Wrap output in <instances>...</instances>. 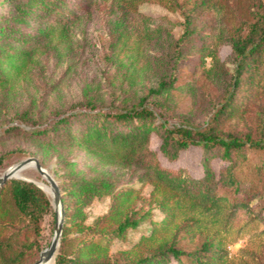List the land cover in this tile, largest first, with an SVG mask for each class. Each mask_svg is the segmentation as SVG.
<instances>
[{"label": "trees", "instance_id": "16d2710c", "mask_svg": "<svg viewBox=\"0 0 264 264\" xmlns=\"http://www.w3.org/2000/svg\"><path fill=\"white\" fill-rule=\"evenodd\" d=\"M114 1L124 13H129L143 0ZM159 1L178 11L182 20L181 31L173 38L165 59L167 73L158 80L153 91L166 92L175 86L180 73L177 64L186 49H192L196 56L191 72L204 69L209 58L212 64L205 71L211 74L214 64L219 63V47L228 44L232 68L219 72L216 68L215 72L222 76L224 83L220 99L202 126L167 124L152 108L141 104L110 111L97 108L93 100L88 99L86 109L59 115L47 125L30 129L33 136L44 141L57 137L62 130L69 142L89 152L134 160L151 174L156 188L162 187L167 192V196L156 202L157 219H152L149 212L141 208L123 213L120 207L127 201L125 191H114L112 182L102 176H78L74 163L62 157L56 164L62 162L66 166L63 173H58L62 179L57 183L63 221L52 264H168L171 260L176 264H225L226 246L214 231L230 228L233 219L240 217L246 223L256 220L264 224V198L259 199L261 192L256 191L258 183L264 187V111L257 108L260 122L255 131L247 129L237 133L221 126L223 120L237 115L243 117L250 104L254 106L264 97V15L258 12L249 24L237 23L231 30L224 27L204 30L195 25V18L203 9L223 7H218L215 0H193L189 8L184 6L190 0ZM94 2L96 0L0 2L2 99L7 97L16 78L24 74L43 41L65 39L70 27ZM7 6L10 9L5 12ZM160 30V26L154 29ZM199 35L202 40L196 38ZM13 128L6 126L4 133ZM153 134L159 136V152L169 161L188 147L198 148L200 174L193 176L184 167L161 165L157 153L149 147ZM252 155L255 159L250 158ZM3 157L0 155V163ZM59 157L57 154L56 159ZM214 159L221 163L218 168L212 165ZM37 161L41 164L39 159ZM102 195L112 199L110 208L93 224H83V207ZM49 204L47 195L33 181L9 178L0 183V264H23L38 253L41 249L38 225ZM110 218L114 219L111 224L108 223ZM71 227H76V234L69 235ZM128 231L139 238L127 255L141 247L145 252L132 258L124 257V260L112 257L108 253L110 240L123 239ZM181 233L195 238L197 245L183 248L179 240L185 234ZM260 234L264 239V226Z\"/></svg>", "mask_w": 264, "mask_h": 264}, {"label": "rangeland", "instance_id": "374dc122", "mask_svg": "<svg viewBox=\"0 0 264 264\" xmlns=\"http://www.w3.org/2000/svg\"><path fill=\"white\" fill-rule=\"evenodd\" d=\"M192 1L184 8H189ZM215 2L218 7H223L200 11L194 22L199 29L214 27L218 30L224 27L231 30L237 23L249 24L258 12L264 15V0ZM8 9L10 6L5 7L4 11ZM122 12L114 0H96L70 27L65 39L43 41L44 44L35 51L24 74L16 78L7 97L2 99L0 96V155L4 156L0 163V175L24 158L34 157L40 160L42 167L58 183L62 179L58 173H63L66 166L62 162L58 165L56 161L64 157L74 163V171L78 176H102L112 182L114 191H125L128 194L127 201L120 207L123 213L131 208H141L147 210L152 219H157L159 211L155 207L156 202L167 196V192L162 187H155L151 174L139 163L89 152L69 142L62 130L57 137L45 141L30 132L32 128L51 123L59 115L86 109L88 99H92L97 108L110 111L141 104L152 108L170 125L184 123L202 126L209 120L224 84L222 76H217L215 72L225 69L230 71L232 68L228 44L219 47V63L214 64L211 74L205 71L212 64L209 58L204 69L198 68L191 72L196 56L192 49H186L177 64L180 73L175 86L166 92L155 93L153 90L158 80L167 73L165 59L170 53L173 38L181 31L182 17L178 11L169 9L159 0H143L133 11ZM158 26L161 30L154 31ZM196 38L202 40L203 37L199 35ZM255 103L254 106H248L243 117L237 115L221 121L222 128L237 133L247 129L255 131L260 122L256 111L257 108L264 111V97ZM6 126L14 128L4 133ZM51 143L55 147L52 148ZM159 143V136L153 134L149 147L157 153L161 165L184 167L193 176L200 174L198 148L188 147L179 152L175 160L169 161L159 152ZM57 154L61 156L59 159H56ZM250 158L255 159V156ZM212 165L218 168L221 163L214 159ZM20 175L41 187V183L48 185L33 166L24 168ZM44 191L50 204L41 215L38 225L41 249L23 264H32L38 259L39 252L49 244L54 232L56 212L49 191ZM256 191L261 192L259 199L264 198V187L260 183ZM111 204L109 196L94 197L83 207V224H93ZM112 222L114 219L110 218L108 223ZM263 226L260 221L246 223L240 217L233 219L230 228L215 230L217 238L222 239L226 246L225 264H264V239L260 234ZM75 228L71 227L69 235L76 234ZM181 234H185L179 240L183 248L190 249L197 245L195 238L190 239L188 234ZM138 238L139 235L133 231H128L123 239L113 238L109 242L108 253L124 260V257L132 258L145 252V248L141 247L127 255ZM168 264L176 263L171 260Z\"/></svg>", "mask_w": 264, "mask_h": 264}, {"label": "water", "instance_id": "95a60500", "mask_svg": "<svg viewBox=\"0 0 264 264\" xmlns=\"http://www.w3.org/2000/svg\"><path fill=\"white\" fill-rule=\"evenodd\" d=\"M28 166H33L34 169L37 171V173L49 185L50 193H51V197H50L51 203L53 206H59V209H60V218H59V220H57V218H56V221L54 224V232H53V235L50 239L49 244L39 252L38 259L35 262H33L32 264H38L40 262H44V261L49 260V259H51L52 263H53L54 257L57 253V247H58L59 237H60V233H61V226H62V221H63L62 203L60 200V194H59V190H58V186H57L56 181L49 174V172L44 167H42V165L37 161L36 158L26 157L23 160H21L20 162H17L15 164H13L12 166L6 168L3 171V173L0 175V183L6 181L9 178H15V177H19V178H23V179H26L29 181H33L29 178H26V177H23L22 175H20L21 171ZM36 184L38 185V187H40L44 191V189L38 183H36Z\"/></svg>", "mask_w": 264, "mask_h": 264}, {"label": "bare ground", "instance_id": "6f19581e", "mask_svg": "<svg viewBox=\"0 0 264 264\" xmlns=\"http://www.w3.org/2000/svg\"><path fill=\"white\" fill-rule=\"evenodd\" d=\"M41 185H42V187H43L46 191H49V193H50V187H49V185L42 184V183H41ZM50 196H51V193H50ZM53 208H54V210H55V212H56V218H57V220H59V218H60V209H59V206H53ZM38 264H52V260L49 259V260H46V261H44V262H40V263H38Z\"/></svg>", "mask_w": 264, "mask_h": 264}]
</instances>
